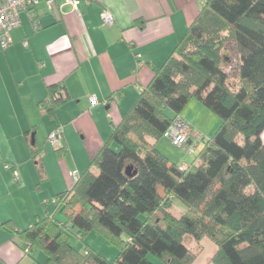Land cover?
I'll use <instances>...</instances> for the list:
<instances>
[{"label": "trees", "instance_id": "obj_1", "mask_svg": "<svg viewBox=\"0 0 264 264\" xmlns=\"http://www.w3.org/2000/svg\"><path fill=\"white\" fill-rule=\"evenodd\" d=\"M64 91L61 82L48 86L40 105L49 118ZM192 99L221 124L180 169L148 138H162ZM263 132L264 0H204L71 189L53 197L61 218L16 231L21 249L41 250L47 264H192L208 239L216 246L211 264H264ZM174 199L187 209L179 216L170 212ZM91 232L116 248L113 261L70 245Z\"/></svg>", "mask_w": 264, "mask_h": 264}, {"label": "crops", "instance_id": "obj_2", "mask_svg": "<svg viewBox=\"0 0 264 264\" xmlns=\"http://www.w3.org/2000/svg\"><path fill=\"white\" fill-rule=\"evenodd\" d=\"M79 1L75 10L62 0H55L52 8L41 1L34 9L35 23L22 12L20 26L11 32L12 43L0 46V224L13 228L0 227V264H47L41 250L22 251L16 231L46 216L61 218L50 199L71 189L72 172L80 175L87 168L204 0ZM103 9L112 13L113 24L102 23ZM59 82L68 97L49 118L40 103L48 86ZM112 94L118 95L116 101L109 99ZM188 105L180 117L206 137L214 123L209 110L198 101ZM58 126L60 145L53 147L47 137ZM162 139L171 144L163 137L156 142L148 138L169 164L188 166L191 160L181 150L166 152ZM176 206L178 216L187 210ZM174 208L172 203L170 212L177 216ZM201 245L192 264H211L215 244L203 239ZM205 249L207 257L202 256Z\"/></svg>", "mask_w": 264, "mask_h": 264}, {"label": "built area", "instance_id": "obj_3", "mask_svg": "<svg viewBox=\"0 0 264 264\" xmlns=\"http://www.w3.org/2000/svg\"><path fill=\"white\" fill-rule=\"evenodd\" d=\"M40 1H43L46 7L52 8L55 0H0V44L2 47L9 45L12 41L11 32L21 24L20 14L22 12H28L30 19L35 23L36 15L34 8ZM79 2V0H62V4L69 5L74 10L77 9ZM100 15L104 25L109 26L114 23V17L109 10L103 9ZM113 99L116 101L118 97L115 95ZM90 101L91 104H95V97L92 96ZM61 136L62 128L58 126L49 133L47 141L53 147H58ZM163 137L168 139L172 144L184 147L185 149L188 146V142H190L191 150H193L199 144L202 135L182 117L177 116L164 131ZM6 167L12 169L14 176L17 177L18 173L12 166L7 165ZM179 167L180 169H185L187 166L181 164ZM77 177V172L73 171V180L76 181ZM50 201L55 203L56 199L52 198Z\"/></svg>", "mask_w": 264, "mask_h": 264}, {"label": "rangeland", "instance_id": "obj_4", "mask_svg": "<svg viewBox=\"0 0 264 264\" xmlns=\"http://www.w3.org/2000/svg\"><path fill=\"white\" fill-rule=\"evenodd\" d=\"M227 73L229 74V82H230L229 84H233L235 82V77H236L234 70H232V69L230 70V68L227 67ZM194 100L195 99H192L190 101L191 103H189L188 106H191L192 102H197L196 100L195 101ZM188 108H190V107H187V110H188ZM208 112H209L210 116H212V121H214V123L212 122V124H209V129H210L209 131L210 132H208V133H210V134H207V136L205 138L211 136L216 131V129H218V127L221 124L220 118L215 113H213L211 111H208ZM190 114L192 116H195L196 118H198L196 111L191 110ZM261 137H262V140L264 142V132H263ZM162 140H163L162 142H166L165 139H162ZM165 144L167 146V148L166 147L164 148L166 152H168L170 154H173L175 152H178V150H181L182 155H185V158L188 161H190V160L192 161V159L196 156V154L202 148L201 143H199L196 147H194L193 150H191V145H188L187 148L185 149L184 147H179V146H176V145H174L172 143L169 144V143L166 142ZM193 155H194V157H193ZM181 164L182 163L178 164L177 166H180ZM49 203L53 204V203H51V201ZM175 204L182 205L178 200H174L173 201V208H174ZM182 206H183V208H185L184 205H182ZM173 212L177 216H178V214H180V213H178L180 211H178L177 206L174 208ZM85 242L86 243H84L82 240H80L78 237H76L74 235L70 239V245L72 247H75L76 249H78L80 252H84L86 247H89V248H92L93 250H95L96 252H98L99 254H101L107 260H110V261H113L115 259L116 255H117L116 248L112 244H110L109 241H106L103 237H101V235H99L96 232L89 233L88 236L85 238ZM188 244H189V241H188ZM191 247L193 248L194 252L198 250L196 244H194V243H191ZM208 253H209V250L205 249V251L202 254V256L203 257H207L209 255Z\"/></svg>", "mask_w": 264, "mask_h": 264}, {"label": "water", "instance_id": "obj_5", "mask_svg": "<svg viewBox=\"0 0 264 264\" xmlns=\"http://www.w3.org/2000/svg\"><path fill=\"white\" fill-rule=\"evenodd\" d=\"M32 137H33V136H32ZM33 141H34V140H33V138H32V143H34ZM127 174H128V172H127Z\"/></svg>", "mask_w": 264, "mask_h": 264}]
</instances>
